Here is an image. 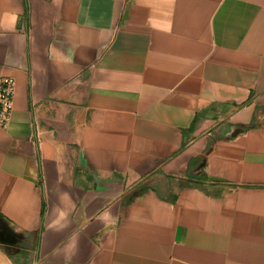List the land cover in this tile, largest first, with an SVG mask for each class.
I'll use <instances>...</instances> for the list:
<instances>
[{"label":"crops","instance_id":"obj_1","mask_svg":"<svg viewBox=\"0 0 264 264\" xmlns=\"http://www.w3.org/2000/svg\"><path fill=\"white\" fill-rule=\"evenodd\" d=\"M0 264H264V0H0Z\"/></svg>","mask_w":264,"mask_h":264},{"label":"built area","instance_id":"obj_2","mask_svg":"<svg viewBox=\"0 0 264 264\" xmlns=\"http://www.w3.org/2000/svg\"><path fill=\"white\" fill-rule=\"evenodd\" d=\"M16 80L12 76H0V125L8 126L13 109Z\"/></svg>","mask_w":264,"mask_h":264},{"label":"rangeland","instance_id":"obj_3","mask_svg":"<svg viewBox=\"0 0 264 264\" xmlns=\"http://www.w3.org/2000/svg\"><path fill=\"white\" fill-rule=\"evenodd\" d=\"M0 240L8 252L14 253L21 246L20 243L25 240V237L0 220Z\"/></svg>","mask_w":264,"mask_h":264},{"label":"trees","instance_id":"obj_4","mask_svg":"<svg viewBox=\"0 0 264 264\" xmlns=\"http://www.w3.org/2000/svg\"><path fill=\"white\" fill-rule=\"evenodd\" d=\"M24 244V240L20 243V245H23ZM15 247V245H13Z\"/></svg>","mask_w":264,"mask_h":264}]
</instances>
